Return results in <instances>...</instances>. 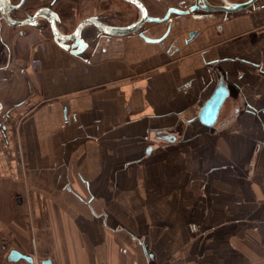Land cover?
<instances>
[{
  "label": "crops",
  "instance_id": "obj_1",
  "mask_svg": "<svg viewBox=\"0 0 264 264\" xmlns=\"http://www.w3.org/2000/svg\"><path fill=\"white\" fill-rule=\"evenodd\" d=\"M105 1L111 26L140 17ZM141 1L158 17L194 3ZM87 17L66 14L61 32ZM170 17L160 42L105 34L93 51L86 26L79 53L0 24V264H264V0Z\"/></svg>",
  "mask_w": 264,
  "mask_h": 264
},
{
  "label": "water",
  "instance_id": "obj_2",
  "mask_svg": "<svg viewBox=\"0 0 264 264\" xmlns=\"http://www.w3.org/2000/svg\"><path fill=\"white\" fill-rule=\"evenodd\" d=\"M1 1V0H0ZM9 1V0H6ZM135 4L140 9V17L133 23L127 26H111L101 22L96 16L87 17L77 24V26L70 33H62L55 24L54 19L51 18V30L52 36L56 41H59L60 45L65 48H73V53H79L87 45V42L84 40L83 28L89 25H94L99 32L108 34V35H125L130 33L139 32V35L143 37L148 42H160L170 31L172 25L171 14L184 15L189 14L195 10H205L211 13L222 12L227 16L230 13H235L237 11L246 10L256 4L257 0H246L243 2L230 3L224 1V4H215L211 3L209 0H192L194 2L192 5L186 7L185 9L169 7L165 14L162 17L151 16L148 14V9L143 1L141 0H126ZM7 3V2H5ZM3 17L6 23L10 26H21L23 21H15L10 18L7 13L3 14ZM167 22L168 26L165 33L160 37H150L145 34L143 30H140L142 25L145 23H152L153 25L161 24ZM30 23H34L31 21ZM194 32H191L193 35ZM72 42V43H70ZM229 95L228 86L225 83H220L217 89L214 91L212 96L207 100L200 110L199 118L207 126H212L216 122L220 109ZM156 139L165 140V141H174L177 138V135L169 133L166 131H156ZM9 258L12 260L24 259L28 262H33V257L31 255L22 253L17 249H12L9 253ZM41 264H53V261L50 257L42 260Z\"/></svg>",
  "mask_w": 264,
  "mask_h": 264
},
{
  "label": "flooded vegetation",
  "instance_id": "obj_3",
  "mask_svg": "<svg viewBox=\"0 0 264 264\" xmlns=\"http://www.w3.org/2000/svg\"><path fill=\"white\" fill-rule=\"evenodd\" d=\"M128 3L137 9L140 16L141 12L139 7L131 2ZM110 6L111 2L105 0H1L0 24H7L3 17V14L7 13L15 21L25 22L21 26L13 27H35L41 29L43 35L47 36L52 35L51 18L48 15L54 19L56 27L61 31L66 14H87L88 17L96 16L101 22L105 23L103 19L109 14ZM31 21H34V23H30ZM145 25L146 23L141 27L143 31L147 30ZM84 31L85 27L83 28V33H85ZM103 35L105 34L99 31L96 33L94 43H92L93 46L91 45L90 47L92 51L96 46L101 44Z\"/></svg>",
  "mask_w": 264,
  "mask_h": 264
},
{
  "label": "built area",
  "instance_id": "obj_4",
  "mask_svg": "<svg viewBox=\"0 0 264 264\" xmlns=\"http://www.w3.org/2000/svg\"><path fill=\"white\" fill-rule=\"evenodd\" d=\"M33 64L35 65L36 63H33ZM36 66H39L38 63L36 64ZM181 89L186 90L185 87H181Z\"/></svg>",
  "mask_w": 264,
  "mask_h": 264
}]
</instances>
